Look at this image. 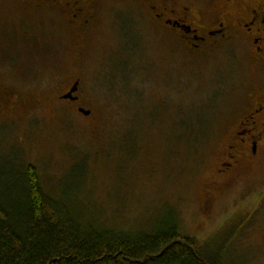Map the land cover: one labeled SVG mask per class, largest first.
Segmentation results:
<instances>
[{
	"label": "rangeland",
	"instance_id": "obj_1",
	"mask_svg": "<svg viewBox=\"0 0 264 264\" xmlns=\"http://www.w3.org/2000/svg\"><path fill=\"white\" fill-rule=\"evenodd\" d=\"M87 7L81 26L65 6L0 0V202L22 206L31 165L84 223L179 224L231 237L230 264H264V155L217 173L260 82L251 59L227 44L193 52L143 0ZM77 82L78 105L63 98Z\"/></svg>",
	"mask_w": 264,
	"mask_h": 264
},
{
	"label": "trees",
	"instance_id": "obj_2",
	"mask_svg": "<svg viewBox=\"0 0 264 264\" xmlns=\"http://www.w3.org/2000/svg\"><path fill=\"white\" fill-rule=\"evenodd\" d=\"M26 168L21 207L0 202V264H230L220 234L200 241L175 227L127 231L84 223ZM72 204V205H71Z\"/></svg>",
	"mask_w": 264,
	"mask_h": 264
},
{
	"label": "flooded vegetation",
	"instance_id": "obj_3",
	"mask_svg": "<svg viewBox=\"0 0 264 264\" xmlns=\"http://www.w3.org/2000/svg\"><path fill=\"white\" fill-rule=\"evenodd\" d=\"M45 1L67 7L73 23L86 26L92 19L88 0ZM143 1L153 18L193 52L205 53L213 46L227 44L238 56L242 52L251 59L253 79L260 82L228 132V147L217 173L231 175L242 163L261 158L264 155V0ZM78 90L77 85L72 98L65 100L78 105L81 101Z\"/></svg>",
	"mask_w": 264,
	"mask_h": 264
},
{
	"label": "water",
	"instance_id": "obj_4",
	"mask_svg": "<svg viewBox=\"0 0 264 264\" xmlns=\"http://www.w3.org/2000/svg\"><path fill=\"white\" fill-rule=\"evenodd\" d=\"M77 85H78V83H76L75 87L72 88V90H71L69 93L65 94V95L63 96V98H64V99H71V98H72V93L76 90ZM80 111H82V112H83L84 114H86V115H89V113H90L89 111H85L84 109H80Z\"/></svg>",
	"mask_w": 264,
	"mask_h": 264
}]
</instances>
